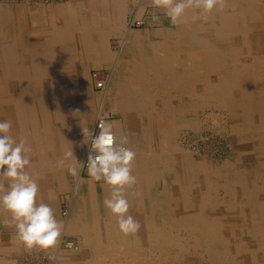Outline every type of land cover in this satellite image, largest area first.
Returning a JSON list of instances; mask_svg holds the SVG:
<instances>
[{
    "label": "bare ground",
    "instance_id": "1",
    "mask_svg": "<svg viewBox=\"0 0 264 264\" xmlns=\"http://www.w3.org/2000/svg\"><path fill=\"white\" fill-rule=\"evenodd\" d=\"M129 1L93 0L94 15L77 17L62 7L39 13L0 6V120L12 122L17 142L23 137L31 145L42 176L39 200L54 209L67 176L56 161L73 148L82 162L89 140L83 128L90 130L93 108L81 94L91 79L83 83L81 75L102 67L120 74L117 63L125 74L113 94L107 83L103 90L123 115L122 123L110 121L114 131L127 135L137 154L138 182L127 198L142 226L123 236L103 204L108 186L84 183L64 222V231L81 239V256L60 252L58 244L54 264H264V0H227L207 22H192L189 11L184 24L155 22L145 36L126 28ZM135 1L130 15L141 23L140 9L151 3ZM109 35L120 37L119 53L110 50ZM216 108L231 119L235 157L219 166L193 159L173 132L181 121L187 128L199 109L214 117ZM0 219L7 229L8 214ZM3 238L0 261L14 264L12 256L25 249ZM66 241L62 247L77 248Z\"/></svg>",
    "mask_w": 264,
    "mask_h": 264
},
{
    "label": "clouds",
    "instance_id": "2",
    "mask_svg": "<svg viewBox=\"0 0 264 264\" xmlns=\"http://www.w3.org/2000/svg\"><path fill=\"white\" fill-rule=\"evenodd\" d=\"M154 9H162L173 25L186 22L191 11L192 22H207L214 10L223 11L227 0H150ZM153 20L159 17L153 15ZM99 133L93 134L83 128L84 136L90 137L87 157V173L92 181L102 182L110 189V196L103 201L105 208L116 218L118 231L123 236L135 235L141 228L139 220L129 213L130 203L127 192L137 184L133 174L136 152L129 147L127 135L118 136L113 124L105 119L98 123ZM12 122L0 120V213H7L4 221L14 230L13 240L25 251L33 249L52 253L58 247L64 233V222L56 218L50 203L39 200V179L41 174L34 170L31 159L32 147L26 138L19 142L11 135ZM56 168H66L77 178L85 164L77 159L73 148L63 151L56 161ZM136 195H140L138 192ZM49 201L56 199L54 190H49ZM52 264L55 254H49ZM3 264V261H0Z\"/></svg>",
    "mask_w": 264,
    "mask_h": 264
},
{
    "label": "rangeland",
    "instance_id": "3",
    "mask_svg": "<svg viewBox=\"0 0 264 264\" xmlns=\"http://www.w3.org/2000/svg\"><path fill=\"white\" fill-rule=\"evenodd\" d=\"M82 1H83V3H82ZM94 3L95 2H93V0H51V1L0 0V6H3V7H10V6L27 7V8L34 10V11H38L39 13L42 11L44 12V11H49L50 9H55L57 7H62L65 9H69L71 12H73L75 17H77V15L83 14V13L85 15L88 14L89 16L94 15V13H95L94 9H93ZM135 3H136L135 0L129 1L128 4H129L130 10L127 13L126 19H125L126 20V28L128 27L127 25L130 26L129 32L131 35H135V36L136 35L137 36H140V35L143 36L144 35L145 36L148 34V31L150 32L151 30H153L154 27H156V25H157L156 23H158V22L160 25L166 26L168 28L174 27V25L171 23L170 19L164 14V12H161L158 9H154L151 6V4H146L145 6L141 7V9H140L141 13H139V14H141V23H139L138 22L139 20H137L135 18L136 19L135 24L131 25L130 22H132V18H134V15H130V14L136 10ZM71 6H73V7H71ZM75 12H77V13H75ZM40 15L42 16V14H40ZM153 15L158 16L159 20L154 21ZM142 22H144V23H142ZM108 45H109V48L112 52L119 53L120 49H121L120 37H117L115 35H109L108 36ZM115 50H116V52H115ZM124 50H122V52H124ZM121 54H126V53H121ZM130 54H133V53H130ZM116 68L117 69L119 68L121 73L120 74L115 73L117 75L113 74V76L110 75L108 68H104V67H102V68H91L90 70H88V72L85 75L84 74L81 75L83 83L87 82V76L89 79H91L89 85L86 86L85 89L82 86L83 87L82 88L83 95L81 94V96H84V98H86L87 101L88 100L90 101L92 108H93V113L91 114L92 118H93V120L91 122V128H92L93 123L97 117L96 113L108 115V116H110V121H114L118 124L123 122L122 113L120 111H117L114 109L113 105L111 104V102L108 98L109 93L106 94L103 89H98L96 87L97 79L102 78V77H106L107 88H108V90H110V92H111L110 94H113L114 93L113 88H112L113 85L116 84V82H118L120 80V78H122L125 75L124 72H122L123 68H121L118 63H117ZM123 79H125V78H123ZM98 95L99 96H101V95L106 96L107 95L105 97L103 103H101L98 100V98H97V97H99ZM202 109H199V111H198L200 113L199 116L201 118L197 115L196 119H194V120L190 119L189 123H188L189 126L187 128H182L184 125V123L182 124V121L178 122L177 126H175V128H173V132L176 135V139H178L177 140L178 144L184 150L185 149L188 150L189 151L188 153H190L192 158L195 159L196 161H209V162H212V164H214L216 166H219V165L226 163V162L235 161V159H234L235 157H233V154H231V153H233L232 149L229 147V143H230L229 139L231 137L230 135H232V126H231L230 117L228 116L227 113H225L226 110H223V109L217 110V108H216L214 110V113H213L214 117H212V116H209V113L211 114V112H213L212 109H207V110L206 109L202 110ZM95 110H97V112ZM219 112H223V113H219ZM204 113L207 114V117H204V116H206ZM204 118H206V119H204ZM159 119L164 120V121H160V122H163V123H161V125H165V122H166L165 117L159 116ZM195 124H197V125L195 126ZM91 128H90V130H91ZM81 158L82 157H80L78 160L80 161ZM80 173H81V171H80ZM66 175H67L66 179H65L66 180V186L62 190H59L57 192V199H56V203H55V205H57V206H55V209H57V210H55L56 214H57L56 216L60 220H62L63 222L66 221L67 211L69 210V208L71 206V202L73 203L74 199L78 196V194H80V189L82 188V185H84V183H86L88 185H92L93 188H97L100 185L101 186L103 185L102 182L92 181L91 178L88 176V173L87 174L81 173V176H82L81 181H79L77 178H73L68 173L67 170H66ZM75 188H77V189L74 191ZM0 222H2V219H0ZM4 227L5 226L3 225V222H2V226L0 227V237H2V238L4 237L2 240L3 241H8V240L14 241L13 240L14 230L10 227H6L8 229L7 230ZM63 239L71 240V241L75 242L77 244V248L76 249H66V248L62 247ZM142 240H145V239H142ZM59 241L61 243V244L59 243L60 252H62V253H71L72 252L77 257L81 256V253H82L81 239L79 238V236L77 234L64 231V233L60 237ZM8 244H10V242ZM35 251H40V250H38V249H35L34 251L32 250V252H35ZM42 252H45V251H42ZM29 253H31V252H28V251L20 252L16 255L12 256L11 259H12L13 263L15 262L14 264H20L21 258L24 255H27ZM45 253H47L48 255L52 254L49 252H45ZM174 264H183V263L175 262ZM184 264H204V262L202 259H198L196 261L186 262Z\"/></svg>",
    "mask_w": 264,
    "mask_h": 264
},
{
    "label": "built area",
    "instance_id": "4",
    "mask_svg": "<svg viewBox=\"0 0 264 264\" xmlns=\"http://www.w3.org/2000/svg\"><path fill=\"white\" fill-rule=\"evenodd\" d=\"M28 1H51V0H28ZM135 22H136V19H134V21L131 22V25L135 24ZM105 85H106V77H102V78L97 79L96 87L98 89H103L105 87ZM101 119H105L107 121H110V116L105 115V114H100L97 116V118L94 122V125H93V129H92V133L94 135L99 133L98 123ZM89 150H90V137H89V140L87 143V147L85 150L84 157L82 159V163L85 164V167L83 170H81V173L87 174L86 164H87V157L89 154ZM72 243H73V241L68 240V241H66L65 246L71 247ZM48 256L49 255H47L45 252L35 251L33 253H29L27 255H24L20 260V264H52V262L49 261Z\"/></svg>",
    "mask_w": 264,
    "mask_h": 264
}]
</instances>
